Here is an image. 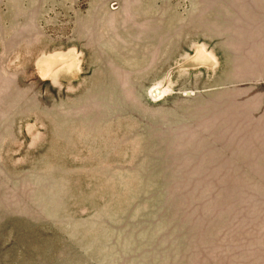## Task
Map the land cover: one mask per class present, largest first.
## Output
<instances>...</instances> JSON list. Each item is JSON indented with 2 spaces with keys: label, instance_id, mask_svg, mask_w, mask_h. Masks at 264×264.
<instances>
[{
  "label": "rangeland",
  "instance_id": "obj_1",
  "mask_svg": "<svg viewBox=\"0 0 264 264\" xmlns=\"http://www.w3.org/2000/svg\"><path fill=\"white\" fill-rule=\"evenodd\" d=\"M0 264H264V0H0Z\"/></svg>",
  "mask_w": 264,
  "mask_h": 264
}]
</instances>
